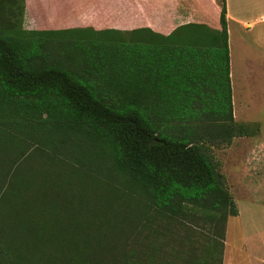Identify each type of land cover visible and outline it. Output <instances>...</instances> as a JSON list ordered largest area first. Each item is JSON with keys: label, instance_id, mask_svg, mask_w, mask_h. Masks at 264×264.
Returning a JSON list of instances; mask_svg holds the SVG:
<instances>
[{"label": "trees", "instance_id": "1", "mask_svg": "<svg viewBox=\"0 0 264 264\" xmlns=\"http://www.w3.org/2000/svg\"><path fill=\"white\" fill-rule=\"evenodd\" d=\"M220 5V29L0 32V264H222L238 208L210 143L258 128L234 117ZM196 213L203 257L160 223Z\"/></svg>", "mask_w": 264, "mask_h": 264}, {"label": "crops", "instance_id": "2", "mask_svg": "<svg viewBox=\"0 0 264 264\" xmlns=\"http://www.w3.org/2000/svg\"><path fill=\"white\" fill-rule=\"evenodd\" d=\"M33 1L60 8L61 14L49 16L52 20L49 27L39 25L48 19L45 18L39 19L37 25L30 29L22 26L25 30L148 29L169 35L178 26L187 23L221 28V6L218 0H27V3ZM226 2L231 80L236 62L243 69V78H247L252 67H264V0ZM69 4H74L76 11L70 12ZM237 78L234 92L238 93L239 76ZM230 221L227 222L222 264H264V231L260 230L257 223L252 225L238 221L239 225L231 226ZM232 227L242 228L238 237L232 236Z\"/></svg>", "mask_w": 264, "mask_h": 264}, {"label": "rangeland", "instance_id": "3", "mask_svg": "<svg viewBox=\"0 0 264 264\" xmlns=\"http://www.w3.org/2000/svg\"><path fill=\"white\" fill-rule=\"evenodd\" d=\"M218 2L220 3L221 0H218ZM153 3L157 4L155 1ZM50 7L51 5H44L35 1L27 3V0H0V32L11 29L18 30L21 24L26 29H30L29 27L37 25L36 23H38L39 19L45 18L48 19L39 25L49 27L52 25L50 17H56L61 14L60 8ZM68 7L70 12L76 11L74 4H69ZM70 34L84 39H81L83 41L81 47L84 48V51H92V45L96 43L107 44L105 43L108 41L107 38L110 39V36H112L94 35L90 31H74ZM123 38L128 40L127 36ZM155 39L150 37L151 41ZM87 40L90 41L87 42ZM62 42L66 49H70L72 43L69 40ZM242 70L238 62H236L234 65V77L231 80L234 117L237 122H246L254 125L255 128H258V131L252 135L234 137L229 144L218 141L212 142L210 147L220 164L222 173L226 176L228 188L238 208V215L228 218V221L231 220V226L239 225L237 224L238 221L251 224L257 223L259 228H261L260 230L264 231V67H252L251 74L247 78H243ZM236 73L239 76L238 93L234 92L238 79ZM236 100L238 104H236ZM199 126L202 130L205 129V135L218 129V126L212 128L207 124ZM187 222L186 226L174 223L168 224L167 220L160 223L164 227L171 228V233L176 235L174 239H177L180 235L185 237L188 243L194 245L198 243L199 247L202 246L198 254L203 257L206 246L211 245L209 239L214 230L209 229L205 225V222L208 221L200 213L190 216ZM189 227L193 230L189 231L188 234ZM231 230L232 236L238 237V233L242 231V228L232 227Z\"/></svg>", "mask_w": 264, "mask_h": 264}]
</instances>
